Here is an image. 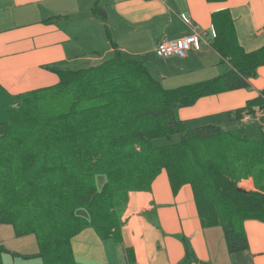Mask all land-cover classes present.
<instances>
[{
  "label": "trees",
  "instance_id": "1",
  "mask_svg": "<svg viewBox=\"0 0 264 264\" xmlns=\"http://www.w3.org/2000/svg\"><path fill=\"white\" fill-rule=\"evenodd\" d=\"M93 13L106 21L100 8L94 6ZM212 25V49L230 65L215 78L166 87L144 61L124 56L106 28L114 48L110 58L77 70L48 67L58 75L56 85L15 95L14 103L4 106L0 225H13L19 236L33 234L39 247L36 254L15 256L76 264L72 239L86 228L103 240L120 242L129 192L151 191L162 171L175 195L182 186H192L202 225L221 227L229 252L249 248L243 223L264 222V193L240 188L234 157L222 156V166L221 155L204 146L223 140L256 153L264 151V131L255 140L244 128L191 126L177 117L178 109L203 97L252 89L251 79L264 66V46L249 53L242 48L229 9L214 12ZM61 97L70 107L49 115ZM256 106L263 109L264 90L227 116L241 120ZM161 139L168 142L155 144ZM260 160L264 165V156ZM100 175L105 177L101 187L96 181ZM6 252L0 243V264ZM186 256H192L188 247Z\"/></svg>",
  "mask_w": 264,
  "mask_h": 264
},
{
  "label": "crops",
  "instance_id": "2",
  "mask_svg": "<svg viewBox=\"0 0 264 264\" xmlns=\"http://www.w3.org/2000/svg\"><path fill=\"white\" fill-rule=\"evenodd\" d=\"M96 2L101 3L106 21L94 15ZM224 9L230 10L246 52L264 46V0H0V97L9 105L15 95L56 85L59 78L48 68L51 66L77 70L99 65L114 52L106 28L124 56L148 60L145 63L152 66L154 57L149 54L157 56L155 50L162 41L192 33L182 16L190 17L200 31L215 38L212 14ZM160 60L166 70L154 71L163 82H173L166 87L203 81L183 84L179 77L203 74L212 63H226L225 71L230 69L209 48L192 50L186 58ZM251 82L250 91L203 97L191 107L178 109L177 117L191 126L244 128L249 137L258 140L264 131V107L257 119L249 121L227 116L264 90V66ZM122 221L120 242L101 239L93 228L76 235L72 239L76 264H264V222L246 220L243 230L249 248L229 252L222 228L202 225L192 186H182L175 195L165 171L155 179L151 191L128 194ZM186 247L192 252L189 258Z\"/></svg>",
  "mask_w": 264,
  "mask_h": 264
},
{
  "label": "rangeland",
  "instance_id": "3",
  "mask_svg": "<svg viewBox=\"0 0 264 264\" xmlns=\"http://www.w3.org/2000/svg\"><path fill=\"white\" fill-rule=\"evenodd\" d=\"M99 4V5H98ZM95 6L100 8L101 6L100 2H96ZM102 9V8H100ZM212 49V48H210ZM213 51V49H212ZM215 51V50H214ZM198 52V51H197ZM154 54H149L150 58H153V64L152 66H148L150 72L152 75L160 80L162 82V79H160L159 75H156L154 68H156L157 71L162 72L163 70H166V68L162 65V60L164 58H159L157 56H153ZM110 58V57H109ZM179 58V57H176ZM107 60V59H106ZM166 60V59H164ZM144 61V60H143ZM146 62V61H144ZM149 61L147 60L146 63ZM228 65L226 63H222L220 65H215L212 63V66L209 70H205L202 72L203 74H199L198 72L196 74H192L191 77H188L189 75L185 77H179V79H182L183 84L187 82H194L197 80H204L207 78H215L219 75H222L226 73L225 70H227ZM168 69H171L172 71L178 72L177 69L173 67H167ZM196 76L195 79H192ZM191 78V79H190ZM178 79V78H177ZM163 84L166 86H172L173 82L171 81H165ZM239 90H248L249 89H239ZM120 100V99H119ZM8 103H5V99L0 97V123H3L6 121V117L4 114V106H7ZM70 107V104L68 100L65 97H61L59 100V105L55 110H53L49 115L55 114L57 112H62L65 109H68ZM262 111L260 112L259 116L261 115ZM258 116V117H259ZM257 119V116H254ZM252 122V123H251ZM250 125H254L253 121H251ZM249 125V126H250ZM250 128V127H248ZM247 128V129H248ZM248 133L250 129L247 130ZM168 142V139H161L157 140L155 144H165ZM207 149L210 151H214L218 154H220V158L222 161V166H226V164L223 161L222 156H231L234 157L238 164V169L233 173L235 174V178L237 179L238 186L243 189H249L252 191H257L264 193V165L260 163V158L264 156V151L260 150L256 153L252 151H247V149H244V151L238 147V146H233L231 143H226V141H216L214 143H207L205 146ZM219 158V157H218ZM241 162H250L247 166V163L241 165ZM220 164V165H221ZM263 165V166H262ZM229 168V167H227ZM163 172V171H162ZM161 172V173H162ZM166 172V171H165ZM260 172H262V176H260ZM97 185L101 187V185L105 181L104 176H97L96 178ZM212 182L216 183L215 180H212ZM130 193V192H129ZM120 204L122 205L123 203L121 202L122 200L124 201L123 197L118 198ZM0 243L3 244V246L9 250V252H6L3 255V264H43L42 259L39 257H33L31 259H24L21 256H15L16 254L19 255H27V254H36L39 251L38 247V241L36 237L33 234H26L19 236L17 235L15 228L11 224H1L0 225Z\"/></svg>",
  "mask_w": 264,
  "mask_h": 264
},
{
  "label": "built area",
  "instance_id": "4",
  "mask_svg": "<svg viewBox=\"0 0 264 264\" xmlns=\"http://www.w3.org/2000/svg\"><path fill=\"white\" fill-rule=\"evenodd\" d=\"M183 21L192 29V33L185 35L175 40H164L156 48L155 53L157 57L170 59L173 57L186 58L190 51H202L205 48H212L208 33L200 31L197 26L193 24L192 19L187 16H182ZM262 109L259 106L254 107L252 114L244 116L245 121H249L254 116H259Z\"/></svg>",
  "mask_w": 264,
  "mask_h": 264
}]
</instances>
